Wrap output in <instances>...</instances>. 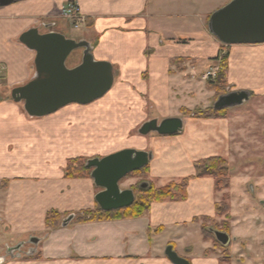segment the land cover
<instances>
[{
  "label": "crops",
  "instance_id": "crops-1",
  "mask_svg": "<svg viewBox=\"0 0 264 264\" xmlns=\"http://www.w3.org/2000/svg\"><path fill=\"white\" fill-rule=\"evenodd\" d=\"M231 1L18 0L0 7L1 246L43 235L52 210L96 208L94 181L66 178L70 159L126 149L153 152L148 181L163 187L194 176L197 161L240 157L247 137L259 140L254 116L239 108L255 100L264 116V44L228 49L227 94L248 92L247 102L228 108L225 118L183 114L215 105L216 92L206 76L217 73L223 48L210 33L209 21ZM70 2L86 20L87 32L79 40L92 45L96 61L113 66L114 87L99 104H71L49 116L31 117L24 102L12 98V91L36 74V53L20 37L32 28L64 34L61 10ZM98 107L105 109L99 114L108 113V153L107 140L98 142L105 134L93 119ZM148 118H180L184 128L172 137L135 135ZM227 192H216L211 177L193 179L186 201L154 203L140 218L70 224L49 233L38 259L7 264H173L165 254L169 246L190 264H220L206 254L211 246L202 222L217 218V205Z\"/></svg>",
  "mask_w": 264,
  "mask_h": 264
},
{
  "label": "water",
  "instance_id": "water-1",
  "mask_svg": "<svg viewBox=\"0 0 264 264\" xmlns=\"http://www.w3.org/2000/svg\"><path fill=\"white\" fill-rule=\"evenodd\" d=\"M18 0H0V7H6ZM51 27V26H49ZM209 31L219 42L226 46L264 44V0H233L212 14ZM20 43L36 53V74L33 80L12 91L15 102H24V109L31 117L42 118L58 112L71 105H89L105 97L114 87V68L108 62L96 61L92 45L86 40H74L64 34L51 31L41 33L32 28L20 37ZM78 50L83 51L82 61L74 68L67 66L68 59ZM250 98L248 92H231L220 96L214 108L224 110L241 106ZM184 128L180 118H168L159 122L151 120L144 123L138 133L148 136L157 133L159 136L172 137L179 135ZM154 159L153 152L126 149L120 152L94 158L88 161L87 168L92 170L91 178L100 189L96 203L103 212H112L129 208L135 202L132 189L122 190L120 183L130 174L143 170ZM141 187H147L146 183ZM71 215L64 223L67 227L73 221ZM217 241L227 246L230 236L225 232H214ZM43 239L36 236L28 241L34 247L27 256H33ZM6 246L5 256L21 258L22 247ZM167 257L173 264H190L181 257L172 246L166 249Z\"/></svg>",
  "mask_w": 264,
  "mask_h": 264
},
{
  "label": "rangeland",
  "instance_id": "rangeland-1",
  "mask_svg": "<svg viewBox=\"0 0 264 264\" xmlns=\"http://www.w3.org/2000/svg\"><path fill=\"white\" fill-rule=\"evenodd\" d=\"M61 23L59 25V29L63 31L64 35L67 38L74 39L79 41L81 37L87 32L85 24L80 27V29H76L72 23L68 22L66 19L61 17ZM52 26L48 28L51 31ZM83 51L78 50L72 54V56L68 59L67 66L70 68L76 67L82 61ZM218 71L221 69L218 66ZM218 71H216L218 73ZM213 74L214 76L217 75ZM213 77V76H212ZM216 76L213 78L215 79ZM229 86L227 85L226 91L229 90ZM108 94L102 99L96 101V104H99L105 100ZM223 96V95H222ZM214 99L217 101L218 98L215 93ZM216 103V102H215ZM258 103L255 100H252L250 103L244 104V106L239 109H244L248 112V115L254 116L255 124L257 132L254 135L259 136L256 140V143H253L249 140V137L245 139L247 143L241 145V153L240 157H237V154L233 156L231 160H227L229 168L231 170L232 183L231 188L227 192V196L224 199L228 201V204L231 207V194L233 195V204L234 211L230 208L228 213H224L220 216H217L214 220L203 221L202 226L207 230L206 232H212V230H227V234L230 236L231 245L227 248L219 246L215 243L216 237L215 235H208L205 233L203 237L210 242V249L206 254L210 257H216L220 260H225L229 263L232 261L233 264H239L238 258L241 260V264H264V116L259 111ZM104 108V106H102ZM98 107L97 113L94 115L93 119L97 125H99L100 129L105 133L103 135V140L98 141L102 142L107 140L104 143V147L106 148V152L108 153V113L99 114L101 111L105 109ZM214 104L212 103L210 107H201L202 111H206L209 108H213ZM106 108V107H105ZM151 118H148L146 122L151 121ZM86 120V119H85ZM154 120V119H153ZM161 122L162 119H156ZM141 128V125L134 130V134L137 135V132ZM253 135V136H254ZM149 137H157V133H151L148 135ZM255 137V136H254ZM105 156H83L86 160H91L94 158H103ZM79 158V157H76ZM75 159V158H73ZM71 160V159H70ZM68 160V162L70 161ZM68 165V163H67ZM66 165V167H67ZM84 179V178H81ZM92 179V178H91ZM149 179V175L147 176L144 172L137 173L129 178H126L120 183L121 189H136L138 186L143 184L146 180ZM98 191L100 189L97 188ZM243 200V202L241 201ZM246 202H245V201ZM57 211V210H55ZM59 212V211H57ZM236 214L235 217L234 213ZM59 227L57 229L66 228L63 227V223L71 216L74 215V219L69 223H76V216L80 212H59ZM227 218V220H226ZM68 225V226H69ZM67 226V227H68ZM52 229L49 230L46 227V232L43 235H33L31 237L42 238L43 241L38 247V251L33 256H27L26 254L29 252L31 248L34 246L29 244L28 241L30 238H27L23 242L25 245L22 247V256L21 258H11L7 257L6 262L11 263L17 260L35 258L38 259L41 254L39 248L43 245V243L47 240L49 233L51 231L57 230ZM236 239V240H235ZM194 243L198 242L193 240ZM3 242L0 241V258L5 256L6 254V246L2 245ZM22 243V242H20ZM18 243V244H20ZM15 242H11L9 244L10 247L17 246ZM217 245V246H216Z\"/></svg>",
  "mask_w": 264,
  "mask_h": 264
},
{
  "label": "trees",
  "instance_id": "trees-1",
  "mask_svg": "<svg viewBox=\"0 0 264 264\" xmlns=\"http://www.w3.org/2000/svg\"><path fill=\"white\" fill-rule=\"evenodd\" d=\"M222 55L216 60L220 62L221 69L218 71L216 78L211 80L209 77L210 88L216 92L217 98L222 95L227 94L226 91L228 80V70H229V51L230 46L222 44ZM227 109L216 110L214 107L209 108L206 111H202L200 108H197L193 111L183 110L185 117L193 118H205V119H218L226 117ZM89 160H86L83 157L71 159L68 162V165L65 170V176L68 179H81V178H91L92 170L87 168V163ZM195 175L192 177H187L179 181H173L166 186L157 187L154 183L146 180L143 183L147 184V187L138 186L137 190L133 189L135 194V202L132 206L126 209L112 211V212H103L100 207L96 206L95 209L86 210L77 214L76 223H89L96 221H109V220H122V219H131V218H140L146 216L150 213L152 205L154 203L161 202H181L188 199V187L191 180L200 179L204 177H211L215 181V190L216 192H225L231 188L232 177L231 170L229 168L228 162L222 157H211L197 161L194 165ZM145 173L149 175V166L130 174V176L137 173ZM225 198L227 194L225 193ZM230 205L228 201L223 200L217 205V216H220L224 213H228L230 210ZM60 213L52 210L47 214L46 217V227L49 230L57 229L59 227ZM212 219L205 218L203 221H209ZM227 220V218H226ZM207 230L202 226V234L205 236ZM224 231L227 232L225 229ZM205 232V233H204ZM209 233V234H208ZM208 235H215L212 232H208ZM215 243L219 246H222L217 240ZM217 246V245H216ZM223 247V246H222ZM224 248V247H223ZM220 264H230L225 260H220Z\"/></svg>",
  "mask_w": 264,
  "mask_h": 264
},
{
  "label": "built area",
  "instance_id": "built-area-1",
  "mask_svg": "<svg viewBox=\"0 0 264 264\" xmlns=\"http://www.w3.org/2000/svg\"><path fill=\"white\" fill-rule=\"evenodd\" d=\"M61 17L72 23L76 29H80L85 24V18L80 14L79 7L76 3L70 2L61 10ZM0 67V71H1ZM215 77L214 75L208 74L206 78Z\"/></svg>",
  "mask_w": 264,
  "mask_h": 264
},
{
  "label": "flooded vegetation",
  "instance_id": "flooded-vegetation-1",
  "mask_svg": "<svg viewBox=\"0 0 264 264\" xmlns=\"http://www.w3.org/2000/svg\"><path fill=\"white\" fill-rule=\"evenodd\" d=\"M213 231V233L215 232V231H220V232H225V233H227L226 231H223V230H212ZM217 240V239H216ZM222 245V244H221ZM231 245V240H230V243L227 245V246H225V248H227L228 246H230ZM223 247H224V245H222ZM240 261V260H239ZM238 261V262H239Z\"/></svg>",
  "mask_w": 264,
  "mask_h": 264
}]
</instances>
